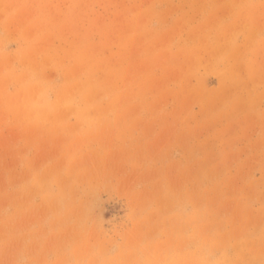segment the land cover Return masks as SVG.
<instances>
[{
  "label": "rangeland",
  "instance_id": "374dc122",
  "mask_svg": "<svg viewBox=\"0 0 264 264\" xmlns=\"http://www.w3.org/2000/svg\"><path fill=\"white\" fill-rule=\"evenodd\" d=\"M0 264H264V0H0Z\"/></svg>",
  "mask_w": 264,
  "mask_h": 264
}]
</instances>
